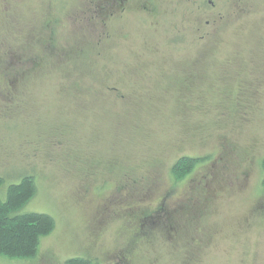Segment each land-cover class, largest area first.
<instances>
[{
    "label": "rangeland",
    "instance_id": "rangeland-1",
    "mask_svg": "<svg viewBox=\"0 0 264 264\" xmlns=\"http://www.w3.org/2000/svg\"><path fill=\"white\" fill-rule=\"evenodd\" d=\"M57 1L0 0V200L54 221L0 264H264V0Z\"/></svg>",
    "mask_w": 264,
    "mask_h": 264
},
{
    "label": "trees",
    "instance_id": "trees-1",
    "mask_svg": "<svg viewBox=\"0 0 264 264\" xmlns=\"http://www.w3.org/2000/svg\"><path fill=\"white\" fill-rule=\"evenodd\" d=\"M60 0L55 2V8L58 10L64 9V4L59 3ZM113 5L119 8L120 11L125 9L126 4L129 0H114ZM150 3V2H149ZM61 4V5H60ZM110 4V3H109ZM138 5L145 11L149 9L153 11L154 7L149 5L145 0H139ZM151 4V3H150ZM57 5V6H56ZM112 9V8H110ZM155 10V9H154ZM63 14V13H62ZM65 14V13H64ZM112 14V13H111ZM108 12V17L111 16ZM66 15V14H65ZM50 21L46 23L45 28L52 31ZM44 33V32H43ZM40 46L36 47V53L30 57L29 62L33 65V70H39L43 58L46 56L44 49L48 50L53 46L54 40L51 36H44L41 34L37 39L34 40ZM49 50L48 52H50ZM24 60V59H23ZM23 62V61H21ZM26 62V61H25ZM206 158V157H205ZM202 161L197 157H183L177 160V162L171 167V174L173 176V182L180 180L187 176L195 165ZM261 173L264 176V158L260 162ZM3 185V178L0 176V189ZM7 191L4 200H0V257L7 259H29L34 258L37 254L40 240L49 235L54 229L53 219L45 214H18V211L28 203L36 193V186L34 183V176L32 171L24 174L20 181L17 183H11L7 186ZM4 193L0 192V195ZM161 207L155 211H161ZM153 212L146 211L140 218L133 220L134 225L132 228L135 230V235H140L145 232H141V229L145 226L144 223L150 218ZM122 253V252H121ZM120 257H126L124 253ZM65 264H98L88 259H70Z\"/></svg>",
    "mask_w": 264,
    "mask_h": 264
},
{
    "label": "flooded vegetation",
    "instance_id": "flooded-vegetation-1",
    "mask_svg": "<svg viewBox=\"0 0 264 264\" xmlns=\"http://www.w3.org/2000/svg\"><path fill=\"white\" fill-rule=\"evenodd\" d=\"M214 1V0H213ZM212 0H186L187 3H190L191 5L198 6L200 10L204 9L205 6L212 5L213 4ZM149 5V1H146ZM147 12H151L149 9ZM208 22H206L207 24ZM222 161V158L220 159Z\"/></svg>",
    "mask_w": 264,
    "mask_h": 264
}]
</instances>
